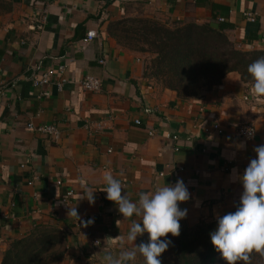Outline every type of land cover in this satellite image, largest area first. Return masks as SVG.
<instances>
[{
	"label": "crops",
	"instance_id": "crops-1",
	"mask_svg": "<svg viewBox=\"0 0 264 264\" xmlns=\"http://www.w3.org/2000/svg\"><path fill=\"white\" fill-rule=\"evenodd\" d=\"M5 1L10 9L0 12V262L11 241L37 227L66 236L70 264H104L106 253L130 249L127 234L141 218L123 217L106 198L105 172L121 181L132 202L182 179L190 193L179 205L187 209L183 226L213 220L240 200L238 177L256 158L253 149L264 144V95L230 72L202 98H179L144 75L145 55L153 54L122 46L107 28L122 18L167 26L229 23L225 33L237 48H264L256 44L264 37V0ZM89 31L95 32L92 39ZM49 69L50 81L34 85L33 78ZM85 75L101 80L99 91L82 88ZM29 122L56 125L60 135L31 131ZM244 122L253 124V138L236 136ZM88 189L95 190L94 204L80 200ZM73 206L80 221L68 214ZM88 220L93 222L82 226ZM146 234L134 244L144 243ZM139 259L138 254L134 264Z\"/></svg>",
	"mask_w": 264,
	"mask_h": 264
},
{
	"label": "trees",
	"instance_id": "trees-1",
	"mask_svg": "<svg viewBox=\"0 0 264 264\" xmlns=\"http://www.w3.org/2000/svg\"><path fill=\"white\" fill-rule=\"evenodd\" d=\"M9 9L10 3L0 0V12ZM229 27V23L215 27L210 22L167 26L154 19L122 18L110 22L107 31L122 46L153 54L148 74L163 87L174 90L182 99H200L230 72H237L243 82L254 83L247 68L264 57V48H237L225 33ZM237 207L239 200L221 216ZM216 226L215 218L181 225L178 237L168 234L171 258L162 264H226L211 244L209 234ZM65 239L59 229L37 227L11 241L0 264H58L62 253L57 251L63 250ZM237 264H264V254L253 251L247 262Z\"/></svg>",
	"mask_w": 264,
	"mask_h": 264
},
{
	"label": "clouds",
	"instance_id": "clouds-1",
	"mask_svg": "<svg viewBox=\"0 0 264 264\" xmlns=\"http://www.w3.org/2000/svg\"><path fill=\"white\" fill-rule=\"evenodd\" d=\"M253 91L256 95H264V57H260L248 65ZM256 158L251 159L238 179L243 192L239 207L234 212L217 216V226L210 232L211 244L219 252L226 264H237V261H248L249 253L255 251L264 254V144L253 149ZM107 199L118 206L123 217H140V222L133 221L126 241L132 244L130 249H121L118 256L106 253L104 264H129L144 258V264H162L159 257L168 250L172 241L168 234L178 237L181 231L180 221L187 215V209H181L180 203L190 199V193L182 179H177L174 185L165 184L154 191L142 192L137 202L123 193V186L111 172H105ZM95 190L88 189L80 200L87 199L94 204ZM68 214L80 221L77 208H69ZM93 221L81 222L87 227ZM147 232L148 243L134 244L137 236ZM163 238V239H162ZM125 238H121V243Z\"/></svg>",
	"mask_w": 264,
	"mask_h": 264
},
{
	"label": "built area",
	"instance_id": "built-area-1",
	"mask_svg": "<svg viewBox=\"0 0 264 264\" xmlns=\"http://www.w3.org/2000/svg\"><path fill=\"white\" fill-rule=\"evenodd\" d=\"M247 17L249 20L253 21L254 16L251 13H247ZM219 20H223V18H219ZM95 36L94 31H89L87 33V38L92 39ZM258 45H261L264 47V37H261L260 40L256 43ZM100 63H103V60H99ZM63 70V66L58 67V71L61 72ZM54 74L53 69H49L45 72H42L40 75L35 76L33 78V84L34 85H43L50 81L51 76ZM57 86L61 88L62 84L61 81L57 83ZM81 86L86 91L96 92L99 91L101 88V80L98 77L92 76V75H85L81 79ZM1 91V90H0ZM136 123H139V120H135ZM27 127L34 132L40 133V134H46L49 135L53 139H57L60 135V131L56 125L53 124H41V125H34L33 123L29 122L27 123ZM213 129L217 131V133L221 134L223 133V130L217 125L213 124ZM153 133V130L150 131V134ZM236 136L241 137L244 139L253 138L255 134V129L253 124L249 122L240 123L238 126H236ZM168 138H170L172 141H176L177 136L175 134H168ZM175 150H177V146L174 147ZM181 169V168H180ZM98 242L95 241L93 243L94 246L97 245Z\"/></svg>",
	"mask_w": 264,
	"mask_h": 264
},
{
	"label": "rangeland",
	"instance_id": "rangeland-1",
	"mask_svg": "<svg viewBox=\"0 0 264 264\" xmlns=\"http://www.w3.org/2000/svg\"><path fill=\"white\" fill-rule=\"evenodd\" d=\"M151 59H152V55H145V59H144L145 65H144V67H145L146 72H147V74H145V76L152 78L156 83H158L159 85L162 86V84L156 78H154L153 76H150V74H148V72H149L148 67H149ZM148 242H149V236H148V233H147L145 235L144 243H148ZM59 252L62 253V257H61V260L59 261L58 264H60L61 261H63L61 264H70L68 259H67V255L65 254L64 246H63V250L60 249V250L57 251V253H59ZM170 254L171 253H170V251L168 249L167 251H165L164 253L161 254L159 259L161 260V262L169 260L171 258ZM139 257H140V259L138 260L139 264H143L144 263V258L141 255H139Z\"/></svg>",
	"mask_w": 264,
	"mask_h": 264
}]
</instances>
